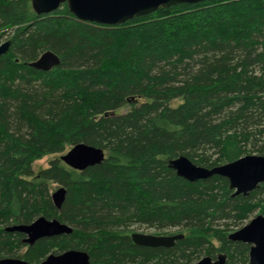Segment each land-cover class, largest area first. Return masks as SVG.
<instances>
[{"label":"trees","instance_id":"trees-1","mask_svg":"<svg viewBox=\"0 0 264 264\" xmlns=\"http://www.w3.org/2000/svg\"><path fill=\"white\" fill-rule=\"evenodd\" d=\"M6 40L0 258L39 263L77 249L91 264H191L219 253L226 264H249L250 245L228 235L256 208L264 213V182L233 195L227 178L188 181L168 161L186 155L213 167L264 155V0L180 3L114 25L81 20L67 4L37 15L31 0H0ZM48 50L59 65H29ZM81 142L103 148L105 159L84 170L65 164L60 156ZM46 155L55 158L35 172ZM49 182L67 190L61 209ZM39 216L73 231L28 246L7 230ZM134 226L185 237L141 246Z\"/></svg>","mask_w":264,"mask_h":264},{"label":"water","instance_id":"water-1","mask_svg":"<svg viewBox=\"0 0 264 264\" xmlns=\"http://www.w3.org/2000/svg\"><path fill=\"white\" fill-rule=\"evenodd\" d=\"M206 0H31L37 15L49 14L67 4L70 12L77 18L100 24H121L135 17L147 15L160 8H167L180 3H199ZM10 48V40L0 44V57ZM60 64V58L54 52H43L30 66L49 71ZM68 166L84 170L88 166L101 163L105 159V151L86 143H77L60 156ZM169 167L188 180L198 181L220 175L228 179L233 195H249L264 182V155L247 154L233 161L205 167L194 163L186 155H179L168 161ZM66 188L60 186L52 193V200L57 209H61L66 197ZM8 231L24 234L23 241L33 245L44 237L69 234L72 226L57 218L48 219L39 216L34 221L25 224H14L7 227ZM185 237L184 233L149 234L134 231L131 238L134 243L147 247H172L176 241ZM232 241L250 245L249 264H264V214H258L241 228L229 233ZM227 256L219 253L216 258L204 256L191 264H226ZM0 264H91L90 255L85 250L69 249L60 253H50L39 263L30 262L22 257H2Z\"/></svg>","mask_w":264,"mask_h":264},{"label":"rangeland","instance_id":"rangeland-1","mask_svg":"<svg viewBox=\"0 0 264 264\" xmlns=\"http://www.w3.org/2000/svg\"><path fill=\"white\" fill-rule=\"evenodd\" d=\"M127 109H128V106H125V108H123L121 110L122 111H126ZM54 158H55V155H46V156L42 157L41 159L36 160L34 162V165H33L35 172H38L41 169H44V168L48 167L49 164H50V161L52 159H54ZM48 185H49V188H50L49 191H50V194L51 195H52V193L54 191H56L60 187V185L58 183H55V182H49ZM263 205H264V202H263ZM258 214H264V213H262V209L261 208H256V210L254 211V213L251 215V217L248 220L245 221L244 224H242L240 226H237V227H234L233 230H237V229L241 228L243 225H245L246 223H248L253 217H255ZM133 228H134V231H137V232L149 233V234H156L157 233L154 229L148 228L146 226H134ZM177 231L178 230H176V229H169L168 231H165L166 233H164V234H171V233H174V232H177ZM214 244L216 246H219V242L217 240H214ZM26 250H27V246L22 247L21 250H20V253L21 254H24L26 252Z\"/></svg>","mask_w":264,"mask_h":264}]
</instances>
